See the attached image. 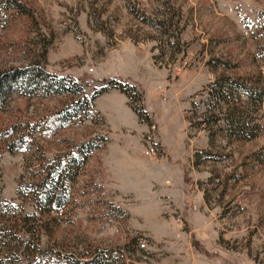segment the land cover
Wrapping results in <instances>:
<instances>
[{"label":"rangeland","instance_id":"374dc122","mask_svg":"<svg viewBox=\"0 0 264 264\" xmlns=\"http://www.w3.org/2000/svg\"><path fill=\"white\" fill-rule=\"evenodd\" d=\"M16 2L25 14L0 7V77L15 84L0 109V198L36 233L18 226L29 242L7 259L105 251L111 264H264V107L239 97L235 114L254 127L238 140L208 91L217 79L263 86L264 0ZM34 64L87 99L103 79L133 90L84 105L15 76ZM99 137L77 167V146ZM42 165L66 171L46 206Z\"/></svg>","mask_w":264,"mask_h":264},{"label":"trees","instance_id":"16d2710c","mask_svg":"<svg viewBox=\"0 0 264 264\" xmlns=\"http://www.w3.org/2000/svg\"><path fill=\"white\" fill-rule=\"evenodd\" d=\"M0 7L4 10H17L21 14H25V10L23 6L16 2V0H0ZM45 49L42 48V52L40 57L44 58ZM20 77L21 81L27 83L28 85H32L35 89L44 88V90L49 93H57V94H68V95H82V87L81 85H77L76 82H71V79L68 77H57L53 75L46 74L42 67L39 65H30L29 67L20 70V72L14 73ZM259 76H257L258 78ZM263 78V77H262ZM260 79V78H258ZM252 81V83H242V82H230L224 80L217 79L209 88V99L213 103L220 104L225 106L224 114L227 115L225 118L226 126L228 131L231 134H234V138L238 140H250L253 135L251 134V129L254 126H250V122L244 119L239 114H235V107L240 103L239 97L243 96L245 98V103H249V105H254L258 107H264V84L263 86L259 83L258 80ZM99 86L95 88L92 92V95L89 99L85 96H81L80 101L82 104L91 103L96 97L105 93L110 89L118 90L120 93L124 94L126 97L130 98V91L133 90V87H129L125 83H121L116 79H103L99 82ZM15 86L14 80L9 76L0 77V109L1 105L4 103L6 96L13 91V87ZM235 95V103L232 102V96ZM70 105V109L72 113L68 111H64L62 115L56 116V119H61L64 117L72 116L76 111V104ZM132 111L138 117V119L143 118V113L140 109L132 107ZM1 111V110H0ZM74 112V113H73ZM59 117V118H58ZM8 131V130H7ZM103 141L102 137L95 138L93 140H89L79 146H77V153L80 156L72 158L73 163H77V167L81 165L83 160L89 155V153L98 148L95 142ZM12 146L9 145L6 147V150L11 149ZM40 174L42 176L40 182L37 184L38 187V198L41 201L43 206L48 205L54 197L55 189H59L60 191L64 190L62 182L63 178L60 175L64 174L66 171L63 169L59 173L54 172L48 168H45L43 165L41 166ZM58 186V187H57ZM58 190V191H59ZM32 218L29 214H25L24 216L18 215L16 212V208L7 202H3L0 198V264H13V260H9L8 252L11 250L12 246L18 244L20 247L22 245H27L29 241L19 240L16 236L18 226L21 227V231L23 234H29V236L34 237L35 230L33 229V222L30 220ZM32 223V224H28ZM37 230L39 232L40 226L37 225ZM39 227V228H38ZM36 240L38 239L35 236ZM19 240V241H18ZM28 246H25L27 248ZM32 250L37 251L36 246H31ZM86 258L84 260H79L77 258L72 257L71 255L63 256L61 260L52 261L50 264H111V256L109 253L105 251H98L96 253H87ZM46 257V256H43ZM27 264H45V262L41 261V256L35 253L32 259L26 260ZM46 264H49L48 262Z\"/></svg>","mask_w":264,"mask_h":264},{"label":"built area","instance_id":"2783aa9c","mask_svg":"<svg viewBox=\"0 0 264 264\" xmlns=\"http://www.w3.org/2000/svg\"><path fill=\"white\" fill-rule=\"evenodd\" d=\"M148 156H154L155 155V152H154V150L152 149V148H149L148 150H147V153H146ZM138 246L140 247V248H142L143 246H144V244H143V242H139V244H138Z\"/></svg>","mask_w":264,"mask_h":264}]
</instances>
